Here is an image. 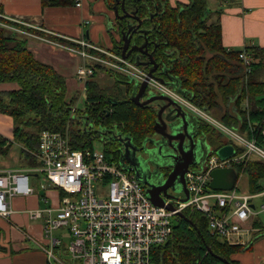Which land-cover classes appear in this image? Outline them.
Wrapping results in <instances>:
<instances>
[{"label":"trees","instance_id":"1","mask_svg":"<svg viewBox=\"0 0 264 264\" xmlns=\"http://www.w3.org/2000/svg\"><path fill=\"white\" fill-rule=\"evenodd\" d=\"M110 8L116 0H106ZM209 0H125L126 9H137L144 17L156 10V24L160 28L169 57L170 71L179 78L186 91L185 98L200 109L214 111L225 121L251 135L250 126L259 143L264 141V47L247 46L231 50L222 43L220 12L211 10ZM74 0H42L43 6L72 5ZM217 14L216 18L213 15ZM113 41L116 39L113 37ZM113 49H115L113 47ZM246 50L254 61L246 73L239 52ZM119 53V50H115ZM111 86L87 82L85 107L77 108L71 119L75 97H68L64 75L50 63L36 58L25 38L0 26V82H16L19 87L0 92V112L14 118V135L29 149H34L44 129L63 130L70 125L75 148H93L95 140L104 142L107 155L119 157L120 142L106 138L95 126L108 129L117 126L132 135H144L153 130L155 110L135 104L128 92L132 82L115 74ZM234 99L236 110L228 103ZM247 102V106L243 103ZM229 108V109H228ZM108 113V114H107ZM85 118V120H84ZM200 129L210 139L217 128L201 118ZM105 131V130H104ZM237 152L243 150L232 142ZM214 151V148L212 149ZM213 153V152H211ZM29 155H31L29 153ZM35 161L37 158L31 155ZM248 174L249 192L264 190V158L254 155L237 166ZM237 170V171H238ZM168 240L153 250L157 264H254L244 262L238 254L252 248V244H232L211 232L208 217L202 211L185 208ZM261 225V217L255 219ZM262 235V234H261ZM256 236L254 239L259 238ZM74 264H79L74 260Z\"/></svg>","mask_w":264,"mask_h":264},{"label":"built area","instance_id":"2","mask_svg":"<svg viewBox=\"0 0 264 264\" xmlns=\"http://www.w3.org/2000/svg\"><path fill=\"white\" fill-rule=\"evenodd\" d=\"M82 3L83 0H74L76 6ZM20 23L24 22L0 12V26L14 33H27ZM67 39L73 42L58 44L82 56L84 63L78 67L77 76L83 82V90L95 72V64L123 72L133 81L146 79L144 70L112 48H101L84 38ZM74 42L77 46L72 45ZM239 58L249 73L254 61L252 55L242 50ZM149 83L206 117L217 130L235 138L236 145L243 150L224 159L211 150L200 169L190 167L185 173L188 199H166V203L172 201L174 204V208L169 209L152 202L136 172L132 167H124L119 157L107 155L105 150L75 148L69 124L63 130H42L33 152L40 161L37 169L43 173L48 185L59 190L60 197L57 205L36 208L30 214L32 217L47 214L44 231L54 246L62 240L53 237V231L68 228L71 239L66 250L79 264H157L153 250L168 240L179 213L188 207L205 213L211 232L232 244L248 246L264 231L255 223V219L264 216V190L241 194L237 185L229 190L210 187L214 168L236 170L239 164L244 165L254 155L264 158V148L254 134L255 126H250V136H243L159 81L152 79ZM244 104L247 106V102ZM72 106L71 119L76 117L79 108L75 104ZM261 133L264 134V129ZM29 172L27 168L0 170V215L8 216L12 212L11 201L15 196L33 193ZM43 187H46L45 183ZM256 198H261L260 203ZM46 252L49 259L60 262L50 247Z\"/></svg>","mask_w":264,"mask_h":264},{"label":"crops","instance_id":"3","mask_svg":"<svg viewBox=\"0 0 264 264\" xmlns=\"http://www.w3.org/2000/svg\"><path fill=\"white\" fill-rule=\"evenodd\" d=\"M170 1L175 3V0ZM208 4L211 10L220 12L222 43L225 48L240 50L247 46L264 47V0H209ZM0 12L24 22L19 26L27 33L18 35L26 39L28 48L36 58L52 64L59 73L65 76L66 81L64 66L67 62L74 61L71 66L73 71L71 67L69 70L71 73L74 72V76L79 80L77 69L84 63V60L79 53L59 45L58 42L72 43L73 41L67 37L84 38L96 46L110 49L113 46L112 34L114 38H119L112 27H110V32H106V27L113 22V8H110L106 0H83L81 6L75 4L43 6L42 0H0ZM216 17L217 14H214L213 18ZM101 38H105L106 46L97 44ZM72 45L77 46V43L74 42ZM69 52L74 56H71ZM99 53L102 54V52ZM73 57L75 60L72 59ZM94 66L95 72L89 80L93 79L97 82L96 72L98 69H105V65L95 64ZM107 70L109 79L106 86H111L118 71H113L109 67ZM81 85L83 89V84ZM87 86L86 83V89L82 90V97H78V100L76 98L72 104L79 106L82 102L81 108L85 107ZM100 86L105 87L101 84ZM18 87V83L13 81L0 82V92H7ZM228 106H230V111L236 110L234 99H230ZM231 125L239 128L234 124ZM221 132L218 130L216 134H210L212 139L207 137L210 142L215 140L211 142V150L226 140L232 144L228 137L223 138ZM247 134L250 136L248 132ZM207 157L208 155L202 164H196V166L202 167ZM39 165V159L34 161L29 155V149L15 138L12 115L0 112V170L30 169V184L34 188L33 193L17 195L12 199V212L8 216L0 215V264H67L59 254L63 250L66 256L70 257L66 250L67 245H63V242L55 246L49 242L44 231L47 214L43 213L41 217H32L30 214L36 208L57 205L60 197L59 190L51 187L44 180L43 173L37 169ZM237 170L236 167L234 171L237 177L234 187L241 173H246L244 168L241 171ZM44 183L46 187L41 186ZM53 237L60 238V235H53ZM49 247L54 250L61 263L52 258L49 259L46 252ZM69 259L74 262L71 257Z\"/></svg>","mask_w":264,"mask_h":264},{"label":"flooded vegetation","instance_id":"4","mask_svg":"<svg viewBox=\"0 0 264 264\" xmlns=\"http://www.w3.org/2000/svg\"><path fill=\"white\" fill-rule=\"evenodd\" d=\"M171 2V1H170ZM176 2V0H175ZM172 3V2H171ZM117 7L118 11L116 12L113 7V22L112 27L118 33L119 38L116 41H113V47L115 50H119V53L125 57L127 60L136 64L139 68L144 70L147 73L146 79L143 81H147V86L145 91L141 96L138 98V102L133 101L132 98L138 94V89L140 87L141 82L135 83L131 81L133 86L132 89L128 92L130 99L141 107H151L155 110V118L153 122V130L150 133L144 135H132L129 132L121 131L117 126V130L114 131V127L110 128L112 132H121L122 137L119 136H112L111 132L101 131V135L106 138H113L117 139L120 142V151H119V158L123 159L124 153V143L128 140L131 141L132 145L134 146L135 155L140 156L142 161H138V163L143 164V160H151L150 163V170L157 169L158 171L162 172L165 176L169 174L172 170V166L166 163L170 161L169 154L173 151H178V143L181 142L182 134L181 131L176 132V137H174L173 130L171 129V125H181L179 126L180 129L183 131L185 130L186 135L184 136L185 140L182 144H192L195 146V141L198 138L199 134L205 135L206 139L201 146L203 149L200 152V156L204 157L207 150L205 149L207 145L209 148H212L213 141H209L207 138V134L202 132L200 129V120L201 117L195 116L192 112L186 109V106L183 105V108H177L176 106H167L162 111V119L158 118V114L161 107H164L166 104V100L160 99H153L148 101L144 105H140L139 103L146 102L150 99V97L157 96L159 94H166L163 91H159L149 83L150 80L154 79L159 81L161 84L173 90L177 94L181 96H185L186 91L181 87V83L179 82V78L170 71V61L172 59L169 55L172 52L166 47V42L162 39V33L160 28L156 24V17L155 13H158V6L156 5V10L152 13L150 12L147 16H140L137 12V9H126L125 8V0H116V4L114 5ZM131 30L128 33V30ZM124 36L130 40L129 44L124 51ZM112 34V39H113ZM153 70L154 76H150L149 71ZM163 79V80H161ZM130 80V78L128 79ZM168 95V94H167ZM108 114V113H107ZM156 122H159V125L156 129ZM197 123V130L198 134L193 132V125ZM108 130L107 127H104ZM173 136V138L171 137ZM170 137V138H169ZM229 144V141H224L223 143L214 147L216 151L222 145ZM211 150V149H210ZM209 153V151H208ZM207 153V155H208ZM206 155V156H207ZM139 165H136V170H139ZM158 166V168H156ZM192 165L189 166V168ZM132 169L136 172V170L132 167ZM137 173V172H136ZM154 180L151 176L149 178ZM144 186L148 187L143 182Z\"/></svg>","mask_w":264,"mask_h":264},{"label":"water","instance_id":"5","mask_svg":"<svg viewBox=\"0 0 264 264\" xmlns=\"http://www.w3.org/2000/svg\"><path fill=\"white\" fill-rule=\"evenodd\" d=\"M115 11L117 12L118 9L117 7L114 6ZM131 30H128V33ZM124 40H125V44H124V51L126 50L127 45L129 44L130 40L128 38H126L124 36ZM150 76H154L153 74V70L149 71ZM163 80V79H161ZM130 82L133 80H129ZM135 83H137L136 81H134ZM147 86V81H142L139 87V91L138 94L136 95V98L133 97L132 100L138 102V98L139 96H141V94L144 93L145 88ZM153 99H160V100H166V104L164 105V107L160 108L159 114H158V118L162 119V111L167 107V106H176L178 109L179 108H183V104L181 102H179L178 100H176L175 98L167 95V94H159L157 96L154 97H150L149 100H147L146 102H142L139 103L140 105H144L146 104L148 101L153 100ZM159 125V122H156V129L157 126ZM179 125H171V129L173 130L172 135H174V137H176V132L177 131H181L180 134L183 135V137H181V142L184 143V136L186 135L185 130H181ZM107 132H111L112 136L115 137L116 136H121L122 134L121 132H112V130L108 129L105 130ZM193 132L195 134H198V130H197V123H195L193 125ZM171 135V137L173 138V136ZM170 138V137H169ZM122 140L124 139L123 137L121 138ZM205 135L199 134L198 138L195 141V146L192 144H182L181 142H179L177 145L178 147V151H173L169 154L168 157H170V161L167 162V165H171L172 166V170L169 172L168 175H164L162 172L158 171L157 169L154 170H150L149 166L150 163L149 161L151 160H143L144 162L138 163V161H142L143 158H141L140 156H136L135 155V148L132 145L131 141L128 140L126 141L123 145L124 147V153H123V159H121V164L124 167H133L135 170L136 165H139V170H136V175L138 177V179H140L142 182H144L146 185H148L147 187V193L150 197V199L152 200V202L156 205L162 206V205H166L169 209H173L174 208V204L173 202H168L166 203V198H170V199H182V200H187L188 199V189L186 187V182H185V173L189 170V166L190 165H195V164H202L203 161L206 158V155L208 153V148L209 145L206 146V150L207 152L205 153L204 157L200 156V152H202L201 150L203 149L201 146L203 145V142H205ZM216 153L221 157V158H227L231 155H233L235 153V149L232 146V144H226V145H222L221 147H219L216 150ZM156 168H158V166H156ZM152 178L154 180H151L149 178ZM211 176H212V180L210 181V187L216 190H229L232 189L234 187V183L236 180V172L233 170L232 167H217L214 168L211 171ZM170 188H175V189H179L184 193V196L181 198H177L174 195L169 193V189ZM180 216H182L183 218H185L187 221H189L190 223L193 224V222L188 219V217H186V215L184 214V212H180L179 213Z\"/></svg>","mask_w":264,"mask_h":264},{"label":"rangeland","instance_id":"6","mask_svg":"<svg viewBox=\"0 0 264 264\" xmlns=\"http://www.w3.org/2000/svg\"><path fill=\"white\" fill-rule=\"evenodd\" d=\"M112 26H113L112 23H111V25L107 26L106 27L107 28L106 32L107 31L110 32L111 31L110 27H112ZM118 37H119V35H118ZM97 44L100 45V46H106L105 38L99 39L97 41ZM69 54L71 56H74L70 52H69ZM72 59L75 60V57H73ZM73 62L74 61H68L67 62V64L64 66V71H65L64 73L67 75L68 97L72 98V97L76 96V98L78 100V97H80V96L82 97V95H83V91H82L83 89L81 88V86H82L81 83L83 84V82L77 80L76 77L73 74L74 72L71 73V71L69 70L70 67L72 66ZM107 69H108L107 66H105V69H102V70L98 69L97 72H96V76H95L98 84H101V85H103L105 87H107L106 85L108 84L107 82H108V79H109V76H108V73H107V71H108ZM110 69L113 70V71L116 70V69H113V68H110ZM71 70H72V67H71ZM119 72L120 71H118V73ZM120 75L123 78V80H126L127 76H126L125 73L120 72ZM82 106H83V104H82V102H80L78 107L81 108ZM243 106H244V103H243ZM186 109L189 110L190 112H192L195 116L196 115L200 116L204 120L208 121V119L206 117L200 115L199 113H196L191 108H188L186 106ZM201 110H203L205 113L209 114L211 117L217 119L219 122L225 124V121L221 118V116L218 113H216L214 111H209V110L206 111L204 109H201ZM229 125H230V128H232L236 132L240 133L241 135H244L246 137L248 136L246 131H242V129L236 128L235 126H233L231 124H229ZM95 129L99 130V131L100 130L101 131L106 130L103 126H98V127L95 126ZM114 129H115L114 131H116L117 127H114ZM221 133L223 135V138L224 137H228L231 141H233L235 144H237L238 141L235 138L230 137L228 135V133H226L224 131H222ZM93 144H94L93 145V149L96 150V151H103V150L106 149V146H105L104 142L101 141V140H95ZM261 147L264 148V144H261ZM35 148L34 149H29L28 148L29 149V153L31 155H33V156H34L33 152H34ZM110 154L113 155V152H110ZM197 165H200V163H198ZM192 167L196 168V169H200L201 168V166H196V164L192 165ZM236 184H237V188H238V192L239 193L245 194V193L249 192L248 174L247 173H241V175L237 179ZM41 186L43 187V185H41ZM169 193L174 195L177 198H181L184 195V193L181 190L175 189V188H170L169 189ZM166 199H170V198H166ZM256 199H257L258 203H260V199L261 198H256ZM211 200L213 201V199H211ZM261 221H262L261 226L264 228V216H261ZM62 229L63 230H60V229L59 230H54L53 231V235H60V238H61V240L63 242V245H68L69 241L71 239V236L69 234V230H68V228H62ZM244 237H246V236H244ZM249 237L251 238L252 236H249ZM251 243H253L252 244V248L247 250V251L240 252L238 254V258L241 261H244V262H251V263H254V264H264V231L262 232V235L259 238L253 239ZM59 254L62 255L63 260L67 264H74V262L71 259H69L70 257L66 256L67 254H66L65 250L61 251Z\"/></svg>","mask_w":264,"mask_h":264}]
</instances>
